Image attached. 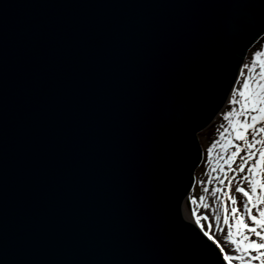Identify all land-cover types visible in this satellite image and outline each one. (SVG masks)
Wrapping results in <instances>:
<instances>
[{
	"label": "water",
	"instance_id": "95a60500",
	"mask_svg": "<svg viewBox=\"0 0 264 264\" xmlns=\"http://www.w3.org/2000/svg\"><path fill=\"white\" fill-rule=\"evenodd\" d=\"M264 0H0V264H225L185 219Z\"/></svg>",
	"mask_w": 264,
	"mask_h": 264
},
{
	"label": "rangeland",
	"instance_id": "374dc122",
	"mask_svg": "<svg viewBox=\"0 0 264 264\" xmlns=\"http://www.w3.org/2000/svg\"><path fill=\"white\" fill-rule=\"evenodd\" d=\"M257 51L262 53L260 57L254 55ZM253 60L257 61L255 68L251 64ZM261 63H264V35L249 51L241 68V73L243 74L240 73L227 105H225L213 123L199 135L203 149V161L196 171L195 184L186 201V209L190 214L191 220L195 221L203 231L214 237L215 241H218L220 245H226V249H230L234 255L239 253L235 252L234 245L226 244L228 225L224 223V217L228 216L229 223L233 225V237L236 238L233 216H239L241 213L239 211L236 214L231 212L234 207L232 199L234 198L238 201L235 207L240 209L241 204L239 201L243 197L241 193L236 192V188L239 185L250 192L248 181L244 178L250 175L247 168L252 164V161L249 160L246 165H243L241 160V157L246 158L247 148L243 141L235 139L236 122L240 119L250 122L251 115H256L258 121L260 119L258 113L246 114L244 117H239L236 114L240 107L238 92L244 90L242 88V82L244 81L250 84L248 91L256 88L257 82L264 83V81L260 80ZM245 64L249 65L247 69L244 67ZM234 95L237 99L235 104L231 103ZM229 110H233V116L229 118L231 123H229V119L225 118V114ZM262 127H264V123H257V139L252 149L253 151L258 152L259 149L264 147L260 143V141H264V132L259 131ZM248 138L251 139V135ZM237 145H240L242 150L238 155L233 156L232 153ZM240 166H244L246 170L240 172L238 170ZM257 194H260L259 189ZM200 197H203V199L201 200ZM261 207H264V205ZM253 214H256L255 210H253ZM245 222H247V219ZM245 260H247V256H245ZM232 264H241V262L234 260ZM253 264H257V262L253 261Z\"/></svg>",
	"mask_w": 264,
	"mask_h": 264
},
{
	"label": "snow or ice",
	"instance_id": "6c2138e0",
	"mask_svg": "<svg viewBox=\"0 0 264 264\" xmlns=\"http://www.w3.org/2000/svg\"><path fill=\"white\" fill-rule=\"evenodd\" d=\"M254 55L260 57L262 53L257 51ZM256 63V60L251 62L253 68L256 67ZM244 67L247 69L249 65L245 64ZM260 80L264 81V63L260 64ZM242 88L244 90L238 92L240 107L236 114L239 117H244L246 114L258 113L260 119L258 121L256 115H251L250 122L245 119H240L236 122L235 139L243 141L247 148L246 158L241 157L243 165H246L249 160L252 161V164L247 168L250 175L244 178L248 181L251 194L245 187L238 185L236 192L241 193L243 197L239 201L241 204L240 209L235 207L238 201L234 198L232 199L234 207L231 209V212L233 214H236L238 211L241 213L239 216H233L236 238L233 237V225L229 223L228 216L224 217V223L228 225L226 244L230 243L234 245L235 252L239 254H232L230 249H226V245H220L208 232H205V235L217 244L225 264H232L234 260H239L241 264H253V261H256L257 264H264V207H261L264 205V147L259 149L258 152L252 150L257 139L256 125L257 123H264V83L257 82L256 88L248 91L250 84L244 81L242 82ZM231 103H237L235 95ZM232 116L233 110H229L225 114L226 119ZM229 123H231V119H229ZM259 131L264 132V127L260 128ZM249 135H251V139L248 138ZM260 143L264 145V141H260ZM241 150V146L237 145L232 155H238ZM254 157L255 159H253ZM238 170L244 172L246 169L244 166H240ZM258 189L260 192L259 195L257 194ZM200 199L202 200L203 197H200ZM253 210H255L256 214H253ZM246 219L247 222H245ZM245 256H247V260H245Z\"/></svg>",
	"mask_w": 264,
	"mask_h": 264
},
{
	"label": "bare ground",
	"instance_id": "6f19581e",
	"mask_svg": "<svg viewBox=\"0 0 264 264\" xmlns=\"http://www.w3.org/2000/svg\"><path fill=\"white\" fill-rule=\"evenodd\" d=\"M259 41V40H258ZM257 41V42H258ZM256 42V43H257ZM253 47V46H252ZM252 47H251V49H252ZM250 51V50H249ZM249 51H248V53H249ZM248 55V54H247ZM246 58H247V56H246ZM246 58H245V60H244V62H243V64L245 63V61H246ZM243 66V65H242ZM242 68V67H241ZM240 73H241V70H240ZM240 73H239V75H240ZM239 78V77H238ZM231 95V94H230ZM229 98H230V96H229ZM229 98H228V100H227V103H228V101H229ZM227 103H226V105H227ZM213 123V122H212ZM210 126V125H209ZM208 126V127H209ZM208 127H206L205 129H203L202 131H204V130H206ZM201 131V132H202ZM201 132H199L198 133V138H199V135H200V133ZM199 141H200V139H199ZM201 144V143H200ZM198 169V168H197ZM188 198H189V196H188ZM187 198V199H188ZM183 209H184V215H185V219H187V220H190V221H193V220H191V218H190V214L188 213V211H187V209H186V202L185 201H183ZM193 223H195V224H197L195 221H193ZM198 225V224H197ZM198 227H200L199 225H198Z\"/></svg>",
	"mask_w": 264,
	"mask_h": 264
}]
</instances>
